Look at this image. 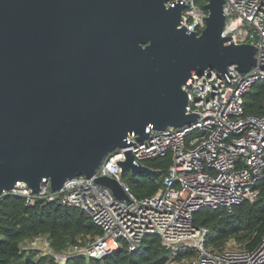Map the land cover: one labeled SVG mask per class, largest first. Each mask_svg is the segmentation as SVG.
I'll list each match as a JSON object with an SVG mask.
<instances>
[{
	"label": "water",
	"instance_id": "95a60500",
	"mask_svg": "<svg viewBox=\"0 0 264 264\" xmlns=\"http://www.w3.org/2000/svg\"><path fill=\"white\" fill-rule=\"evenodd\" d=\"M167 0H0V195L91 178L128 136L195 121L184 87L193 72L255 65L256 48L225 44L224 0H207L205 28L181 24ZM122 174L159 170L118 161ZM119 200L117 181L95 178Z\"/></svg>",
	"mask_w": 264,
	"mask_h": 264
},
{
	"label": "built area",
	"instance_id": "2783aa9c",
	"mask_svg": "<svg viewBox=\"0 0 264 264\" xmlns=\"http://www.w3.org/2000/svg\"><path fill=\"white\" fill-rule=\"evenodd\" d=\"M184 5L181 24L198 34L208 15L195 0H167L166 6ZM225 24L221 33L225 44L255 46L256 63L245 73L230 66L221 74L206 69L193 72L184 90L188 97L187 114L194 122L181 127L150 130L137 141L128 136V145L116 148L91 178L78 176L66 180L52 191L49 181L41 179L34 193L18 181L1 193L22 197L27 205L37 201L77 207L101 228V235L84 247L71 246L53 254L47 239L38 237L23 250L33 249L54 255L59 264L73 255L100 259L121 246L135 250L147 235L158 236L170 251L166 264H264V235L251 250L229 244L221 251L206 246L207 229L193 224V214L201 208L230 210L244 200L253 201L264 179V98L261 115H245L242 99L253 83L264 79V0H224ZM131 152L134 163L170 154L172 162L162 175V187L150 197H135L123 179L118 161ZM107 176L119 183L126 200L115 198L97 182ZM181 248L192 249V258L175 262Z\"/></svg>",
	"mask_w": 264,
	"mask_h": 264
},
{
	"label": "trees",
	"instance_id": "16d2710c",
	"mask_svg": "<svg viewBox=\"0 0 264 264\" xmlns=\"http://www.w3.org/2000/svg\"><path fill=\"white\" fill-rule=\"evenodd\" d=\"M204 8L207 0H195ZM264 98V79L252 84L243 96L242 106L245 115H261ZM172 162L170 154L144 161L161 175L153 180L139 174L125 173L123 179L130 192L137 198L150 197L162 187V175ZM259 192L253 201L244 200L230 210L223 207L201 208L193 214V224L205 227L206 246L213 251H221L229 244L241 249L256 247L264 235V179L256 184ZM101 228L82 209L60 206L45 200L27 205L22 197L6 195L0 197V264H18L25 252L22 246L33 239L43 237L48 240L53 254H60L68 247H84L101 235ZM42 253V252H41ZM170 251L158 236H145L139 246L129 251L126 246L117 248L100 258H87L73 255L63 264H166ZM195 252L181 248L175 262L190 259ZM23 264H59L54 255L43 254L38 260L27 258Z\"/></svg>",
	"mask_w": 264,
	"mask_h": 264
},
{
	"label": "rangeland",
	"instance_id": "374dc122",
	"mask_svg": "<svg viewBox=\"0 0 264 264\" xmlns=\"http://www.w3.org/2000/svg\"><path fill=\"white\" fill-rule=\"evenodd\" d=\"M26 247H28V244L25 245ZM42 253L41 252H36V251H30V252H25L23 254V256L21 257V259L18 261V264H23L24 261L27 258H30L32 260H38L41 257Z\"/></svg>",
	"mask_w": 264,
	"mask_h": 264
}]
</instances>
